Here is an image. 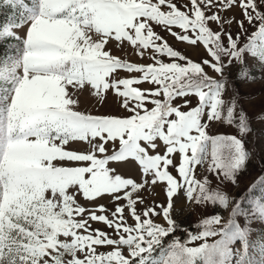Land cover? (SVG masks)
I'll return each instance as SVG.
<instances>
[{
	"label": "snow or ice",
	"instance_id": "1",
	"mask_svg": "<svg viewBox=\"0 0 264 264\" xmlns=\"http://www.w3.org/2000/svg\"><path fill=\"white\" fill-rule=\"evenodd\" d=\"M237 7L241 19L226 15ZM0 8L10 13L0 22V40L16 42L0 57V264H231L233 257L235 264H264V237L254 245L260 259L249 253L252 224L264 222V168L242 196L230 198L228 189L256 153L245 143L252 132L249 118L243 109L236 112L234 85L224 81H264V0H186L180 6L174 0H0ZM154 26L179 42L202 46L206 57L194 62ZM22 29L24 36L18 35ZM111 40L119 42L118 50L130 44L153 63L114 56L105 50ZM145 82L154 87L142 90ZM70 86L104 100L111 91L129 115L76 110ZM225 107L224 123L238 135L209 131ZM258 116L264 121V112ZM70 142L91 149H67ZM172 154L180 155L178 165ZM130 159L143 170V183L108 167ZM206 161L196 178V166ZM148 177L151 186L166 182V203L138 212L144 200L133 194L149 184ZM106 195L126 205L117 203L110 216L103 214L105 205L95 202ZM182 198L197 208L228 209L227 222L212 214L193 225L197 233L186 230L183 242L174 237L165 244L178 228L171 213ZM90 222L103 223L115 236L91 229ZM196 241L203 242L188 246ZM236 241L241 248L233 247ZM104 247L111 250L98 251Z\"/></svg>",
	"mask_w": 264,
	"mask_h": 264
},
{
	"label": "rangeland",
	"instance_id": "2",
	"mask_svg": "<svg viewBox=\"0 0 264 264\" xmlns=\"http://www.w3.org/2000/svg\"><path fill=\"white\" fill-rule=\"evenodd\" d=\"M30 2V0H28ZM174 2L178 3L180 6L181 2H186V0H174ZM224 14V13H222ZM228 17L235 16L236 19H241V14L239 8H234L231 12L226 13ZM9 16V15H8ZM7 16V17H8ZM245 27H249L247 23ZM254 27V26H253ZM211 28L213 30H219L216 24H212ZM154 30L164 37V39L169 43L170 46L174 48V50L181 51L182 54L188 56L194 62H199L202 58H205L207 53L206 50L202 47H193L188 45L185 42H179L174 37L169 35L167 32L163 31L160 27H155ZM251 30V29H250ZM173 31L179 32V29L173 28ZM231 31L235 34L238 29L235 25L232 26ZM18 35L24 36L25 30L22 29L18 32ZM6 40V39H5ZM2 44L3 40H0ZM118 43L114 40L109 41L106 44L105 50H110L111 53L123 60L128 62H133L137 64H144L147 65L149 63H153L150 58H140L135 54V50L133 47L128 44L124 43L122 48L118 50ZM15 43H12L14 45ZM4 55H0L2 57ZM165 62H169L168 58H164ZM120 76H125L126 73L123 70H118ZM206 71L209 72L211 75L212 72L210 69L206 68ZM252 74L255 77H260L261 71L259 67L252 68ZM133 76H139L140 74H132ZM224 81L227 86L234 85L235 91L237 93V107L236 112L239 113L241 109L246 113L247 117L249 118L250 127L252 128V132L245 137V143L248 150L251 152L256 153V157L253 161L248 164V170L239 178V183L236 186H232L228 189L230 193V198L238 199L242 196L248 187L255 181V179L262 174V168H264V121H262L258 114L264 112V81H258L256 83H243L242 78L238 77L232 79L230 81L229 77H224ZM139 87L143 89H150L154 86L145 82ZM70 94L73 95V98L78 100L76 110H80L86 113H90L93 115H116V116H127L129 113L123 111L117 103H115V96L113 92L109 91L106 93V100L101 99L100 97H96L94 93H90L87 90L83 92H73L71 86L69 87ZM179 103V101H177ZM196 101L193 100V106H195ZM149 108L152 105H147ZM182 107V106H181ZM182 110H187L183 109ZM224 116H226V107L222 110V118L220 121L212 122L209 131L215 134H237L235 126L227 125L224 123ZM99 138H97L96 143H99ZM161 147L158 149L160 154L166 150L161 141H157ZM109 148V154L111 153L112 143L109 142L107 145ZM67 149H74V150H85L91 149V145L86 144L85 142H70L67 146ZM156 154V153H153ZM98 158H103L104 154L97 153ZM172 158L174 162L178 165L180 161L179 154H172ZM57 163L58 166H80L77 162H54ZM209 161H206L202 166H196L195 168V176L196 178H200L202 168L206 167ZM108 167L110 169H114L117 174H120L123 178H132L135 182H141L146 179L143 175V170L140 168L137 162L133 160H129L127 162H110ZM172 174L176 176L178 179V174L175 171H172ZM149 184H146L143 189L140 190L138 194H133V199L142 198L144 200V204H140L139 201L137 203V211H141L145 205L152 206L153 204H165L166 203V182H158L155 186H151L150 184V177ZM214 184L215 181H212ZM222 190V189H221ZM130 191V189H129ZM257 192H253L252 195H258ZM123 195V193H121ZM78 200L81 204L84 203L82 197H78ZM96 205H105L106 211L103 214H107L110 216V211H114L117 203L121 206L126 205V201L121 199L119 202H114L109 196H105L103 199L97 198ZM244 207H249V201L245 200L243 202ZM219 213L222 216L223 222H227V218L229 217V210L223 209L222 207L216 205H201L197 208L194 201H187L186 198H182L181 200L176 201L175 203V210L171 213L174 220L178 224V228L176 231L171 234L169 237L165 238L164 243L167 244L171 241L174 237H179L180 240L183 242L187 237V231H192L193 233H197L199 228L193 227V225H198L203 218H207L208 216ZM97 214H101L97 211ZM125 217L129 216V211L126 210L124 213ZM111 218V217H110ZM156 222L161 223L162 225L166 226V221H164L161 217H156ZM243 218H238V222L241 221ZM127 223L132 224V219L128 218ZM91 229H101L107 233L112 234V230L107 228L101 222H90ZM260 237H264V222L255 221L252 224V234L249 239V253L255 260H259V250L258 247H254L256 245L258 239ZM203 241H196L188 244V246H199L200 243ZM208 242H213V238H210ZM234 248H241V242L236 241L233 245ZM110 248H98V251H109ZM231 264H235V257H233Z\"/></svg>",
	"mask_w": 264,
	"mask_h": 264
},
{
	"label": "trees",
	"instance_id": "3",
	"mask_svg": "<svg viewBox=\"0 0 264 264\" xmlns=\"http://www.w3.org/2000/svg\"><path fill=\"white\" fill-rule=\"evenodd\" d=\"M8 15H10V13L7 8H0V22H3ZM3 43L4 44L0 42V55H6L10 49H14L15 44L12 45V43L16 42L10 39H6L3 40Z\"/></svg>",
	"mask_w": 264,
	"mask_h": 264
}]
</instances>
